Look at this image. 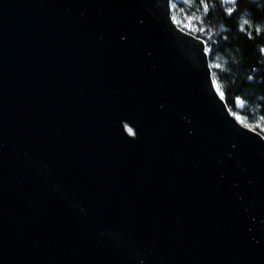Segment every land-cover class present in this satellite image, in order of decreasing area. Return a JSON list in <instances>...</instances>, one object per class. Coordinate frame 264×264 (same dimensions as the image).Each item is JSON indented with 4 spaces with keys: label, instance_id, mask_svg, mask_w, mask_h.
Segmentation results:
<instances>
[{
    "label": "water",
    "instance_id": "95a60500",
    "mask_svg": "<svg viewBox=\"0 0 264 264\" xmlns=\"http://www.w3.org/2000/svg\"><path fill=\"white\" fill-rule=\"evenodd\" d=\"M172 0H0V264H264V136Z\"/></svg>",
    "mask_w": 264,
    "mask_h": 264
},
{
    "label": "trees",
    "instance_id": "16d2710c",
    "mask_svg": "<svg viewBox=\"0 0 264 264\" xmlns=\"http://www.w3.org/2000/svg\"><path fill=\"white\" fill-rule=\"evenodd\" d=\"M170 9L178 28L205 42L229 112L264 136V0H172Z\"/></svg>",
    "mask_w": 264,
    "mask_h": 264
},
{
    "label": "rangeland",
    "instance_id": "374dc122",
    "mask_svg": "<svg viewBox=\"0 0 264 264\" xmlns=\"http://www.w3.org/2000/svg\"><path fill=\"white\" fill-rule=\"evenodd\" d=\"M236 117V116H235ZM237 118V120L241 123V119L239 118V117H236Z\"/></svg>",
    "mask_w": 264,
    "mask_h": 264
}]
</instances>
